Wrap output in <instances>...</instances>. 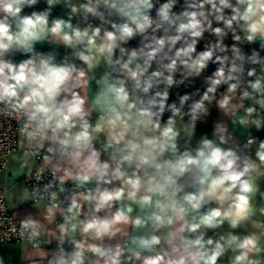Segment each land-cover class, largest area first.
I'll list each match as a JSON object with an SVG mask.
<instances>
[{
	"label": "clouds",
	"instance_id": "obj_1",
	"mask_svg": "<svg viewBox=\"0 0 264 264\" xmlns=\"http://www.w3.org/2000/svg\"><path fill=\"white\" fill-rule=\"evenodd\" d=\"M0 264H264V0H0Z\"/></svg>",
	"mask_w": 264,
	"mask_h": 264
},
{
	"label": "crops",
	"instance_id": "obj_2",
	"mask_svg": "<svg viewBox=\"0 0 264 264\" xmlns=\"http://www.w3.org/2000/svg\"><path fill=\"white\" fill-rule=\"evenodd\" d=\"M0 251H9L11 254L19 256L20 246L16 244H7V242L0 243Z\"/></svg>",
	"mask_w": 264,
	"mask_h": 264
}]
</instances>
